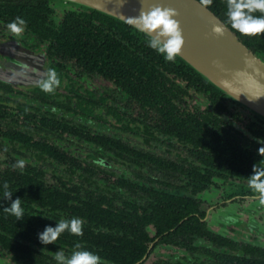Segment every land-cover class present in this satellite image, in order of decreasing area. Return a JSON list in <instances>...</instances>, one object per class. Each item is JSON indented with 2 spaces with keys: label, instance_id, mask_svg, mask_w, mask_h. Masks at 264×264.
<instances>
[{
  "label": "flooded vegetation",
  "instance_id": "obj_1",
  "mask_svg": "<svg viewBox=\"0 0 264 264\" xmlns=\"http://www.w3.org/2000/svg\"><path fill=\"white\" fill-rule=\"evenodd\" d=\"M50 6L56 28L67 12L81 9L64 0ZM11 21L0 11V171L41 173L47 187H62L58 179L82 185L87 195L82 188L81 206L88 211H49L24 186V212L34 209L29 216H40L51 227L61 219L83 218V236L65 231L43 245L38 231L27 244L10 233L21 243L0 242V264H57L55 252L70 255L76 243L104 264H264V196L249 185L253 164L264 165L257 151L264 146L258 143L264 140V117L224 93L190 87L173 71L163 78L176 87L172 103L143 101L126 87L121 59L115 64L109 50L107 71L97 66L102 63L94 54L77 52L78 44L66 52L57 38L46 36L50 28L27 21L16 34L7 27ZM256 54L264 60V52ZM49 68L61 81L51 93L37 83ZM172 112L195 114L203 124L200 134L207 133V124L213 132L244 140L247 169H240L236 158L220 157L211 170L204 163L199 174L192 173L202 164L201 155L184 127L174 133L167 116ZM165 122L171 130H163ZM21 159L23 171L13 167ZM156 215L176 221L162 230L154 223L131 229L129 220ZM118 219L127 227L117 230ZM136 243L141 256L127 261L120 251Z\"/></svg>",
  "mask_w": 264,
  "mask_h": 264
},
{
  "label": "trees",
  "instance_id": "obj_2",
  "mask_svg": "<svg viewBox=\"0 0 264 264\" xmlns=\"http://www.w3.org/2000/svg\"><path fill=\"white\" fill-rule=\"evenodd\" d=\"M61 1L62 0H0V7H3L0 8V11L7 13L12 20L19 16L29 21L31 26L41 25L46 29L50 28L46 36L57 38L66 52L77 50L76 45L78 44L81 46V49L78 48L77 52L85 53L87 56L89 53L94 54V59L102 63L101 66H97L107 71L112 68L107 64L106 60L105 52L109 50L112 54V61H115V64L121 59L124 71L126 72L124 79L126 87L131 92L135 93V95L138 96L137 98L143 101L151 102L155 100L160 103H162V101L172 103L177 93L175 86L167 85L163 81L168 71H173L185 76L192 88L202 89L205 87L209 93L213 92V94H215L216 92L217 95L223 94L222 91L209 83L179 56L176 57L175 62L166 61L162 54L157 53L148 46L147 41L149 37L147 34L138 31L135 27L110 15L80 5L81 9L77 12L73 11L70 13L67 12V15L65 14L63 24L60 25V27H54L55 23L52 19V14L50 15L53 9L50 4L53 2L61 3ZM208 8L223 21L226 20V0H213L212 5ZM255 15H261V13L257 12ZM49 20H51L52 23ZM47 23L50 24V26H48ZM228 26L231 28L230 25ZM232 30L252 51L255 53L258 51L264 52V33L256 36H244L236 30ZM167 116H169L168 121L174 125V133H178V125L182 128L184 127L183 131L187 132L189 135L187 138L194 144L192 147L193 150L197 149V154L201 155L198 157L202 164L196 169L193 168L195 170H192V173L195 171V173L199 174L201 172L200 167L202 165L204 166V163L207 169H209L208 167L212 163H215V160L220 157L230 160L236 158L234 160H236L238 167L240 169H247L245 165L247 161L245 159L246 148L249 147V144L245 143L244 140L239 141L237 137L235 139L232 137L231 133L227 135L225 131L213 132L207 124H205L207 133L200 134V132L203 131V124L196 120L197 118L192 112L186 114L172 112ZM207 117H209V115H207ZM207 121L210 122L208 118ZM164 126H166V128L163 129L164 131L172 129L169 128L170 124L168 122H165ZM100 145L102 144L100 143ZM148 179L150 180L151 177ZM58 180L62 182V187L59 188L55 185L47 187L44 184L41 173L0 171V229L3 230V232H0V242L12 247L13 245L20 244L21 242L19 240H15L9 236L10 233H13L15 237L22 238L24 243L27 244V241H32L34 239L35 236L33 234L36 233L34 231L42 233V228L45 229L46 226L50 225L40 216H29V211H33L34 209H29L27 213L24 212L23 219L21 220H16L15 216L5 212L3 207L10 206L11 201L2 198V185L4 182L9 184V188L13 192L12 200L24 196V189L26 185H28L30 187V195L37 196L39 204L46 207L49 211L55 209L74 212L88 211L84 206H81L82 199L80 198V196L83 195L81 193L82 188L84 190V195H87L85 192L86 188L77 184L73 187L66 186L64 180ZM16 186L17 188H15ZM85 203L87 202L84 201L83 205H85ZM157 206L160 207L161 205L158 203ZM149 214L154 215L153 213ZM172 220L173 217L162 219L160 216L156 215L146 216V219L143 221L138 219L137 221L129 220V222L130 225H133L130 226L131 229H134V226L138 228L148 223H154L159 230H162L164 227L167 228L172 225V222L176 221ZM117 221V230L127 227V225L123 226V220L118 219ZM110 222L112 224L114 221L110 220ZM136 245L137 243L135 245H128L125 251H120V253L125 255L127 261H133L141 256L139 251H141L142 245ZM133 246H136V251H130Z\"/></svg>",
  "mask_w": 264,
  "mask_h": 264
},
{
  "label": "water",
  "instance_id": "obj_3",
  "mask_svg": "<svg viewBox=\"0 0 264 264\" xmlns=\"http://www.w3.org/2000/svg\"><path fill=\"white\" fill-rule=\"evenodd\" d=\"M64 1L125 23V18L138 16L141 10L140 0H125L121 8L117 0ZM152 5L171 7L179 13L175 19L180 21L185 43L178 56L227 97L264 117V60L228 25L223 36L213 34V25L224 21L196 0H143L144 10Z\"/></svg>",
  "mask_w": 264,
  "mask_h": 264
},
{
  "label": "clouds",
  "instance_id": "obj_4",
  "mask_svg": "<svg viewBox=\"0 0 264 264\" xmlns=\"http://www.w3.org/2000/svg\"><path fill=\"white\" fill-rule=\"evenodd\" d=\"M125 0H117L118 7H122ZM138 16L125 18L126 22L134 26L138 31L148 35V46L157 53L162 54L168 62H175L176 57L181 53L185 43L180 21L175 19L179 15L176 9L160 5H152L147 10L143 8ZM200 7H209L213 0H196ZM227 10L226 20L219 24H214L212 33L216 36H223L226 26L230 25L244 36H256L264 33V0H226ZM261 15H255V13ZM8 29L16 34L21 33L27 27V21L22 17H15L7 25ZM38 85L45 92L51 93L61 83L59 74L54 68H49L45 77L37 81ZM235 98H238L236 96ZM251 100V98H249ZM258 143L264 145V140H258ZM258 154L264 157V146L258 148ZM21 171L25 168V161L18 160L13 165ZM250 187L264 196V165L260 161L252 166V175L249 176ZM4 200L11 201L10 206L3 207V210L16 217V220L23 219L24 208L22 199L17 197L12 200L13 192L9 184L3 185ZM83 218L73 217L71 219H61L56 222L55 227L46 226L42 233H38V239L41 244L47 245L54 243L65 231L76 236H83ZM57 264H104L102 258L92 251L86 250L80 243L74 245V250L70 255H66L63 250H58L54 254Z\"/></svg>",
  "mask_w": 264,
  "mask_h": 264
}]
</instances>
